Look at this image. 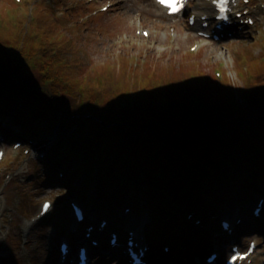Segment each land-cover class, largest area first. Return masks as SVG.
Instances as JSON below:
<instances>
[{"label":"trees","instance_id":"obj_1","mask_svg":"<svg viewBox=\"0 0 264 264\" xmlns=\"http://www.w3.org/2000/svg\"><path fill=\"white\" fill-rule=\"evenodd\" d=\"M35 7L33 19L24 17L30 29L23 32L20 15L0 14V96L15 105L13 121L29 112L47 130L60 119L65 134L55 155L70 145L65 159L87 164L102 198L143 187L167 209L170 191L186 205L206 206L204 180L247 193L251 180H264V86H256L257 75L245 72L247 86L236 92L226 80L209 82L203 71L202 81L159 78L136 68L93 72L73 32L83 24L79 17L72 22L76 13L58 17ZM31 71L40 72L41 85L26 80ZM177 225L171 218L160 236L175 238Z\"/></svg>","mask_w":264,"mask_h":264},{"label":"rangeland","instance_id":"obj_2","mask_svg":"<svg viewBox=\"0 0 264 264\" xmlns=\"http://www.w3.org/2000/svg\"><path fill=\"white\" fill-rule=\"evenodd\" d=\"M36 3L40 9H50L57 16L61 13V9L66 10L67 13L69 11L76 13L72 22L77 17L80 22L83 19V24L75 26L76 30L73 32L74 34L79 33L76 36L80 40L79 46L82 47L80 56L89 63L88 67L95 69L93 72L98 69L132 72L136 68L137 72L150 70V74L156 73L155 75L159 78L195 76L196 80L202 81L200 74L203 71L208 76L209 82L216 83L218 80L221 84H229L228 90L236 92H241L246 88L247 82L243 77L246 72L252 76L255 75V77L257 75L255 79L258 80L256 83L258 89L264 86V0H250L249 3L242 1L241 5L237 3L238 8L235 13H243L244 18L246 16L253 17L256 23L243 26L244 30L238 24L233 32L235 34L232 33L231 36L227 34L220 41L201 38L199 35L201 23L194 26L191 24L192 15H197L200 19L204 13L212 14V4L201 0H190L186 9L187 15L179 17L166 16L160 11L161 9L154 0H0V14L6 12L11 15L12 19L17 18V14L20 15L18 25L23 29L20 28L19 31L23 32L24 26L29 28L24 19L30 12L29 16L38 11V7L36 11ZM108 4L111 5L109 11H102V7ZM246 10L250 12L245 14ZM234 18L239 23L240 19L236 15ZM72 22L68 25L71 28ZM216 26L217 22H214L212 28H216ZM142 29L149 30L151 37L137 33ZM195 45L199 47L197 51L192 50ZM83 71L86 69L84 68ZM31 72L30 79L26 78L29 84L31 81V83L41 85L40 72ZM112 77L117 78V75H112ZM222 81L225 82L222 83ZM248 81L250 80L248 79ZM16 82L19 84L20 81ZM261 94L264 95V88L261 90ZM240 99H242L241 96ZM5 102L13 103L10 100L5 101V98L0 96V111L4 104V108L8 107L9 111L15 112V105L9 107ZM15 104L19 108L22 107L21 102ZM63 111L60 109L59 113L61 114ZM25 115L19 123L13 119L0 121V150H5V157L0 160V169L2 170L0 175V264H58L57 239L60 240L70 235L68 230L74 220L70 201L77 200L83 195V198L87 200L88 197L85 195L90 193V189L89 192L83 193L85 190H82V185L88 180L87 174L91 172V169H88L84 161L73 165L74 163L67 164L62 160L63 165L57 162V168L54 169L53 163L50 162H54L58 139H64L65 134L62 125H60V119L53 128L46 130V123L43 120H35L29 112ZM33 122L35 126L44 125L43 130L46 131V134L42 129L36 133L29 131ZM56 130L58 134L49 145L51 149L47 150L46 157L31 147L28 140L33 137L43 139ZM23 135L25 137H22ZM16 141L22 142L21 147H14ZM69 146L66 144L61 153L65 155ZM58 167L59 170L65 172H63L65 178L60 176L59 170H56ZM66 169L70 171L68 172ZM72 175H75L73 179H71ZM203 188L205 190V186ZM252 188L254 189V187ZM207 189H211V191L201 193V198L205 196V199L208 200V195L214 192V184L212 188L210 186ZM241 190L240 187H234L227 192L233 193L229 196H234ZM261 190L262 188H257L255 194L239 203V206L242 207L247 202L251 204L248 211L245 210L247 213L240 215L243 218L242 225L234 228L233 240L236 238L241 245L252 238L257 242V249L252 260L244 264H264V216L260 222L253 215L257 199L264 196V191ZM141 193L149 200L148 203L152 207L150 210L153 211L155 208L152 206L153 198L149 196L147 189L143 188ZM46 199L54 201L56 206L50 211L52 214L49 213L39 220L41 204ZM94 201H96V210L95 212L92 210V213L94 217L95 213L98 215L99 222L100 217L106 213L100 209L106 210L109 204L108 201L102 199L98 192ZM158 203L154 204L158 207ZM90 205L92 204L88 203V206ZM123 207L119 210L120 213L124 212V210L122 211ZM137 209L134 206L133 213L143 214L145 212L144 210L137 212ZM157 212L160 213V210ZM251 216L254 220L250 219ZM156 217V224L159 226L161 223L165 225L170 220L168 213H162ZM160 217H162L161 223L158 219ZM223 217L224 215L217 223L206 227L198 226L194 221L189 223L190 226L186 220L181 221L175 227V230L181 229L177 237H182L184 240L186 232L189 231L192 238L188 234L187 243H178L177 252H172L170 247L169 251H165L163 247L165 244L157 248L154 247L149 254L148 261L151 264H158L159 260L163 264H174V261L178 264H203L204 262L196 259L195 254L203 253L204 250L217 245V242L223 240V237L231 238L221 229L220 223ZM114 218L117 217L114 215ZM119 218L124 220L122 214ZM207 219H215V217L208 216ZM149 226H151L150 223L147 224L146 232L151 230L152 227ZM231 226L234 224L231 223ZM55 227H58L60 231L57 232ZM115 227H117L116 224ZM121 229L125 230L124 225L121 226ZM239 232H241V236H238ZM82 235L81 232V241L84 237ZM50 237L53 238L52 243L48 240ZM164 237H166L165 234ZM107 238L109 239V235ZM231 245L229 243L228 245L222 244L218 249L224 258L227 257ZM94 251L97 254L90 260L93 264H123L121 260H113V257L107 255L105 250L95 249ZM75 254L76 251H74Z\"/></svg>","mask_w":264,"mask_h":264},{"label":"bare ground","instance_id":"obj_3","mask_svg":"<svg viewBox=\"0 0 264 264\" xmlns=\"http://www.w3.org/2000/svg\"><path fill=\"white\" fill-rule=\"evenodd\" d=\"M57 134H58V131L56 130V131H54L53 134H51L48 137L45 136L43 139H40L41 137L40 138L33 137L31 139L32 140L34 139L33 141H35V143L39 147V150H37V151H39L40 153H43L45 156H47V150L51 149V146H49V145L53 142V139H54V137L57 136ZM251 181L254 184H256L258 182L256 180H251ZM214 187H216V185ZM207 191H209V189H207ZM204 204H206V206L203 205L205 207L203 212L196 211L193 208H191L189 205L183 204L184 206L182 207L181 210L187 211V212L190 213V215L191 214L193 215L191 218H187L186 219V222L188 224L191 221H194V223H195L194 216H196V215L200 216V218L202 219V222H203V223L196 224V225H198V226L202 225V227L210 226V225H213V224L217 223L219 221V218L221 217V215H224V217L231 218V219H234L235 221H238L240 215H243V214L247 213L245 210L248 211V208L250 207L251 203L247 202L242 207V206H239V203H236V200L234 198H232L231 196L222 195L221 193H219L217 196L212 198L210 201H208L206 199V203H204ZM222 205H232V207L230 206L229 208L225 209V208L222 207ZM92 210H93V207L90 205L89 208H88V214L89 215H91ZM142 210L145 211V212H143V214H136V213L131 214V213H125V212H123V213L121 212L120 213V211L116 210L115 216L118 217V218H119L120 214H122V216H124V220H123L124 222L122 220H120L121 221L120 225L121 226L124 225V229L125 228L126 229L130 228L131 226H136L137 234H138V241L140 242V244L142 246H146L148 244L146 243L147 241H145V239L143 238L144 235H143L142 230L146 227L147 224L150 223L152 213H151V210L148 207H145V205L142 206ZM92 215L94 216L93 213H92ZM208 216H211L212 218L215 217V219H207ZM250 219L254 220V218L252 216L250 217ZM214 221H216V222H214ZM109 225H113L112 228H110L111 229L110 231H115V229H113L115 227V222H114V224H113V222H110ZM189 226H190V224H189ZM235 226L237 227L238 225L236 224ZM107 230L104 231V232L99 233L100 236L103 238L102 240H104V241H106L105 239H106ZM219 231L221 232L222 230H219ZM222 232H224V231H222ZM188 234H189V237L192 238L191 237L192 235L188 231L185 234L184 240H182V237H181L179 239L180 241H178V242L181 243V244L185 243V242L187 243V241H188L187 240V235ZM233 234L229 235V236L233 237ZM49 241L52 243L53 238L50 237ZM189 241H190V239H189ZM174 242L175 243H173V244L177 245V241H174ZM122 244H123L122 245L123 249H125L126 248L125 240L122 241ZM207 252H208V250H206V251L204 250L203 253L201 252L200 254H195L196 256L195 255L194 256L196 257V259L198 261L205 262L204 256H205V254ZM173 260H171V261H173ZM173 263L174 264H178V263H176V261H174ZM203 264H209V263L205 262Z\"/></svg>","mask_w":264,"mask_h":264},{"label":"snow or ice","instance_id":"obj_4","mask_svg":"<svg viewBox=\"0 0 264 264\" xmlns=\"http://www.w3.org/2000/svg\"><path fill=\"white\" fill-rule=\"evenodd\" d=\"M160 2L169 7L173 13L180 11L183 6V0H160ZM221 11H226L224 3L221 4Z\"/></svg>","mask_w":264,"mask_h":264},{"label":"water","instance_id":"obj_5","mask_svg":"<svg viewBox=\"0 0 264 264\" xmlns=\"http://www.w3.org/2000/svg\"><path fill=\"white\" fill-rule=\"evenodd\" d=\"M174 95H175V93H174Z\"/></svg>","mask_w":264,"mask_h":264}]
</instances>
